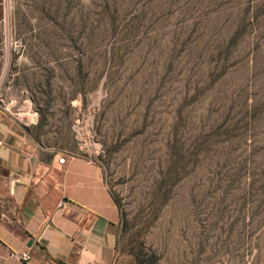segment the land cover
<instances>
[{
	"label": "rangeland",
	"instance_id": "obj_1",
	"mask_svg": "<svg viewBox=\"0 0 264 264\" xmlns=\"http://www.w3.org/2000/svg\"><path fill=\"white\" fill-rule=\"evenodd\" d=\"M0 109L103 169L115 264H264V0H0Z\"/></svg>",
	"mask_w": 264,
	"mask_h": 264
},
{
	"label": "crops",
	"instance_id": "obj_2",
	"mask_svg": "<svg viewBox=\"0 0 264 264\" xmlns=\"http://www.w3.org/2000/svg\"><path fill=\"white\" fill-rule=\"evenodd\" d=\"M120 232L103 169L44 148L0 109V264H115ZM26 251L28 263L10 258Z\"/></svg>",
	"mask_w": 264,
	"mask_h": 264
},
{
	"label": "built area",
	"instance_id": "obj_3",
	"mask_svg": "<svg viewBox=\"0 0 264 264\" xmlns=\"http://www.w3.org/2000/svg\"><path fill=\"white\" fill-rule=\"evenodd\" d=\"M61 161L63 162L64 160H61ZM62 208H64V204L59 205V209H62ZM10 258L28 263L31 261L32 255L29 251L22 252V253L11 252Z\"/></svg>",
	"mask_w": 264,
	"mask_h": 264
}]
</instances>
